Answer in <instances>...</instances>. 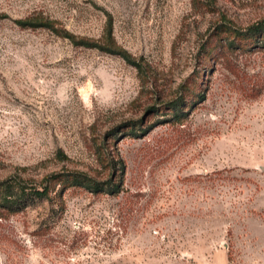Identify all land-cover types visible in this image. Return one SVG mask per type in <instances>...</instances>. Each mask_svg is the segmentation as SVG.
Listing matches in <instances>:
<instances>
[{"label": "rangeland", "instance_id": "374dc122", "mask_svg": "<svg viewBox=\"0 0 264 264\" xmlns=\"http://www.w3.org/2000/svg\"><path fill=\"white\" fill-rule=\"evenodd\" d=\"M106 14L140 71L61 35L100 41ZM262 19L264 0H0V178L121 183L0 208V264H264Z\"/></svg>", "mask_w": 264, "mask_h": 264}, {"label": "trees", "instance_id": "16d2710c", "mask_svg": "<svg viewBox=\"0 0 264 264\" xmlns=\"http://www.w3.org/2000/svg\"><path fill=\"white\" fill-rule=\"evenodd\" d=\"M14 22L22 27H44L51 31L58 33V30L54 28L53 24L49 20H36V19H16ZM251 34H262L264 30V19L258 21L251 27L247 28ZM61 35L66 37L75 45H82L85 47H93L100 51L115 54L119 56L125 63L134 67L140 71L142 66L139 61L134 59L124 49H119L113 44L112 34V20L109 14H106V19L100 35V41L89 42L84 39L75 40L73 35L62 30ZM234 34L241 35L239 31ZM172 104V103H171ZM176 102H173L172 106L169 107L171 111L175 110ZM156 108L153 106L148 107L146 110L154 111ZM147 128V127H146ZM137 129L129 126V134L135 135ZM145 128H142V131ZM141 132V130H140ZM139 133V132H138ZM57 159H63L65 156L61 151L56 152ZM118 164V171L123 168V164L119 160H111L109 167H115ZM59 187L54 191L55 185ZM121 183L118 179H110L109 177L103 180H99L89 176L88 174L79 170H62L58 172H51L43 175L38 181L29 178H23L21 174L13 173L3 178H0V208L8 212L18 211L28 206L30 202L36 199H46L49 194L52 193L54 196H60L64 190L69 187H80L90 192H104L107 194H115L119 191Z\"/></svg>", "mask_w": 264, "mask_h": 264}]
</instances>
